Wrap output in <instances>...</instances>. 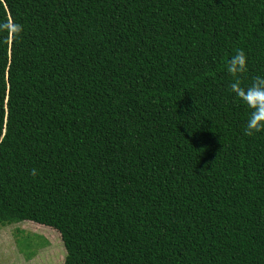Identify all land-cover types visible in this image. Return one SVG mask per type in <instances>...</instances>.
Returning <instances> with one entry per match:
<instances>
[{"label": "trees", "instance_id": "obj_1", "mask_svg": "<svg viewBox=\"0 0 264 264\" xmlns=\"http://www.w3.org/2000/svg\"><path fill=\"white\" fill-rule=\"evenodd\" d=\"M0 226L62 264H264V0H0ZM18 229V228H17ZM22 251L31 246L20 239Z\"/></svg>", "mask_w": 264, "mask_h": 264}, {"label": "rangeland", "instance_id": "obj_2", "mask_svg": "<svg viewBox=\"0 0 264 264\" xmlns=\"http://www.w3.org/2000/svg\"><path fill=\"white\" fill-rule=\"evenodd\" d=\"M24 238L31 246L22 251L19 241ZM64 255L57 233L50 229L30 223L0 226V264H62Z\"/></svg>", "mask_w": 264, "mask_h": 264}, {"label": "clouds", "instance_id": "obj_3", "mask_svg": "<svg viewBox=\"0 0 264 264\" xmlns=\"http://www.w3.org/2000/svg\"><path fill=\"white\" fill-rule=\"evenodd\" d=\"M0 31L10 33L12 38L18 37L22 26L12 19L0 22ZM247 57L243 50H237L227 60V72L236 76L230 84V90L249 109L245 122V135L264 131V76H256L248 86H242L239 74L246 69Z\"/></svg>", "mask_w": 264, "mask_h": 264}]
</instances>
